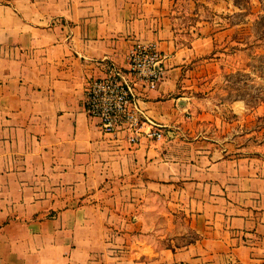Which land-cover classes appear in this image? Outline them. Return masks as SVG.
<instances>
[{
	"label": "crops",
	"instance_id": "0c3cea01",
	"mask_svg": "<svg viewBox=\"0 0 264 264\" xmlns=\"http://www.w3.org/2000/svg\"><path fill=\"white\" fill-rule=\"evenodd\" d=\"M183 1L0 0V264H264V162L230 154L217 31ZM137 43L164 56L134 83L162 136L132 145L84 98Z\"/></svg>",
	"mask_w": 264,
	"mask_h": 264
},
{
	"label": "rangeland",
	"instance_id": "374dc122",
	"mask_svg": "<svg viewBox=\"0 0 264 264\" xmlns=\"http://www.w3.org/2000/svg\"><path fill=\"white\" fill-rule=\"evenodd\" d=\"M226 2L230 12L216 13L213 0H199L196 9L202 7V12L189 11L184 21L201 19L208 24L205 31H217L216 47L208 62L211 70L221 71L210 82L218 86V99H230V109L224 103L220 111L221 120H230V154L259 157L264 162V0ZM215 53L223 59L220 67L212 60Z\"/></svg>",
	"mask_w": 264,
	"mask_h": 264
},
{
	"label": "built area",
	"instance_id": "2783aa9c",
	"mask_svg": "<svg viewBox=\"0 0 264 264\" xmlns=\"http://www.w3.org/2000/svg\"><path fill=\"white\" fill-rule=\"evenodd\" d=\"M163 58L156 44L137 43L127 54L128 72L112 65L104 76L88 80L84 108L90 116L99 118L105 133L121 137L125 131L127 140L135 145L144 133V121H148L151 124L148 135L162 136L152 120H145L134 83L157 87L165 71Z\"/></svg>",
	"mask_w": 264,
	"mask_h": 264
}]
</instances>
